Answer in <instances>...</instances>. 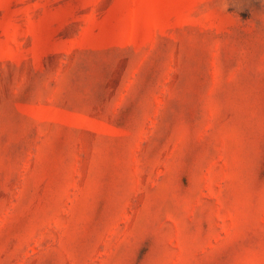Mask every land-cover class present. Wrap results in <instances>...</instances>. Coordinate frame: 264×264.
<instances>
[{
    "label": "rangeland",
    "instance_id": "rangeland-1",
    "mask_svg": "<svg viewBox=\"0 0 264 264\" xmlns=\"http://www.w3.org/2000/svg\"><path fill=\"white\" fill-rule=\"evenodd\" d=\"M0 264H264V0H0Z\"/></svg>",
    "mask_w": 264,
    "mask_h": 264
}]
</instances>
